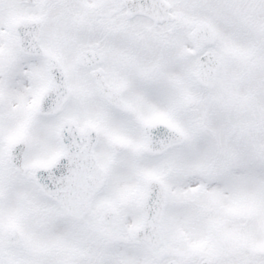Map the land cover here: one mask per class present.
Masks as SVG:
<instances>
[{
  "label": "snow or ice",
  "instance_id": "1",
  "mask_svg": "<svg viewBox=\"0 0 264 264\" xmlns=\"http://www.w3.org/2000/svg\"><path fill=\"white\" fill-rule=\"evenodd\" d=\"M0 264H264V0H0Z\"/></svg>",
  "mask_w": 264,
  "mask_h": 264
}]
</instances>
